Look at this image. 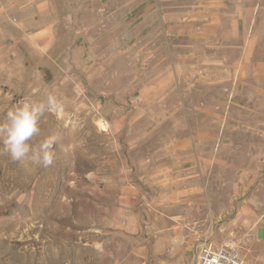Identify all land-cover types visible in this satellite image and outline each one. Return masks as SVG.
<instances>
[{"label":"rangeland","instance_id":"1","mask_svg":"<svg viewBox=\"0 0 264 264\" xmlns=\"http://www.w3.org/2000/svg\"><path fill=\"white\" fill-rule=\"evenodd\" d=\"M48 93L52 165L0 154V264L261 243L264 0H0V124Z\"/></svg>","mask_w":264,"mask_h":264},{"label":"clouds","instance_id":"2","mask_svg":"<svg viewBox=\"0 0 264 264\" xmlns=\"http://www.w3.org/2000/svg\"><path fill=\"white\" fill-rule=\"evenodd\" d=\"M45 113L58 117L63 113L62 103L52 93L41 101L25 102L9 111L6 122L0 124V154L6 153L15 161L50 167L56 137L49 136L33 143V138L40 133L39 122Z\"/></svg>","mask_w":264,"mask_h":264},{"label":"built area","instance_id":"3","mask_svg":"<svg viewBox=\"0 0 264 264\" xmlns=\"http://www.w3.org/2000/svg\"><path fill=\"white\" fill-rule=\"evenodd\" d=\"M194 264H251L237 243L228 239L222 243L206 240L198 248Z\"/></svg>","mask_w":264,"mask_h":264},{"label":"crops","instance_id":"4","mask_svg":"<svg viewBox=\"0 0 264 264\" xmlns=\"http://www.w3.org/2000/svg\"><path fill=\"white\" fill-rule=\"evenodd\" d=\"M263 222V229L260 230V235H261V243H258L254 246L253 251L251 254H247L246 256L243 254V256L249 261L251 262V260L255 263V264H264V218L262 220ZM233 240V239H231ZM234 241V240H233ZM252 263V262H251Z\"/></svg>","mask_w":264,"mask_h":264},{"label":"bare ground","instance_id":"5","mask_svg":"<svg viewBox=\"0 0 264 264\" xmlns=\"http://www.w3.org/2000/svg\"><path fill=\"white\" fill-rule=\"evenodd\" d=\"M99 125L101 126V127H105L106 125H104V123H102V122H99ZM105 129V128H104Z\"/></svg>","mask_w":264,"mask_h":264}]
</instances>
